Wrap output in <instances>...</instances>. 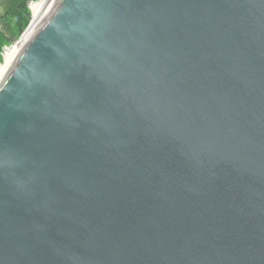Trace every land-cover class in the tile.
Instances as JSON below:
<instances>
[{"label":"water","instance_id":"water-1","mask_svg":"<svg viewBox=\"0 0 264 264\" xmlns=\"http://www.w3.org/2000/svg\"><path fill=\"white\" fill-rule=\"evenodd\" d=\"M0 264H264V0H50L0 82Z\"/></svg>","mask_w":264,"mask_h":264},{"label":"trees","instance_id":"trees-1","mask_svg":"<svg viewBox=\"0 0 264 264\" xmlns=\"http://www.w3.org/2000/svg\"><path fill=\"white\" fill-rule=\"evenodd\" d=\"M41 0H0V64L2 52L18 41L31 22L29 4Z\"/></svg>","mask_w":264,"mask_h":264},{"label":"bare ground","instance_id":"bare-ground-1","mask_svg":"<svg viewBox=\"0 0 264 264\" xmlns=\"http://www.w3.org/2000/svg\"><path fill=\"white\" fill-rule=\"evenodd\" d=\"M49 2L50 0H41L37 3L30 4V10H31V15H32L30 28L28 29L27 33L24 34L18 46L14 45L13 47H10V49L6 50L4 57H3V62L0 64V82L2 78L4 77V75L6 74V72L8 71V69L10 68L18 52L21 50L23 45L26 43L33 28L35 27L41 14L44 12Z\"/></svg>","mask_w":264,"mask_h":264},{"label":"rangeland","instance_id":"rangeland-1","mask_svg":"<svg viewBox=\"0 0 264 264\" xmlns=\"http://www.w3.org/2000/svg\"><path fill=\"white\" fill-rule=\"evenodd\" d=\"M29 10H30V4H29ZM30 14H31V10H30ZM31 20H32V15H31ZM30 23H31V22H30ZM29 25H30V24H29ZM18 41H19V40H18ZM18 41L14 42L10 47H13L15 44H17ZM10 47L7 48V49H10ZM7 49H4L3 52H2V62H3L4 54H5V52H6Z\"/></svg>","mask_w":264,"mask_h":264}]
</instances>
